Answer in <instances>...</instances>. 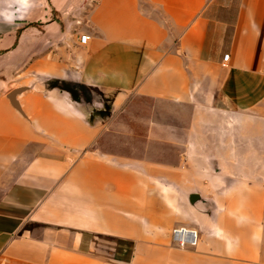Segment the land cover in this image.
<instances>
[{
  "label": "crops",
  "instance_id": "0c3cea01",
  "mask_svg": "<svg viewBox=\"0 0 264 264\" xmlns=\"http://www.w3.org/2000/svg\"><path fill=\"white\" fill-rule=\"evenodd\" d=\"M99 236L123 264H264V0H0V264H102Z\"/></svg>",
  "mask_w": 264,
  "mask_h": 264
},
{
  "label": "rangeland",
  "instance_id": "374dc122",
  "mask_svg": "<svg viewBox=\"0 0 264 264\" xmlns=\"http://www.w3.org/2000/svg\"><path fill=\"white\" fill-rule=\"evenodd\" d=\"M81 94V92H80ZM89 95V92L87 91V93L85 92V95ZM82 95V94H81ZM169 206L167 207V213H164V216L162 217V226L165 231H167V235L170 239V232L171 229L173 227H175L176 225H174L173 223H171V221H169V217H170V212H169ZM129 218L130 221V225L132 228H138V229H156L155 226V222H153L147 215L145 214H138V213H129L126 215ZM133 241L135 242H139L140 238H132ZM109 252V253H108ZM95 256L98 257L99 261L102 264H106L107 262H112L114 261L115 264H123V260H126L128 262V259H124L123 258V254H114L113 257V253L112 250L110 249V247H107V243H106V239L102 238L101 236H99V248H98V253L95 254ZM131 256V255H130ZM127 258L129 257V255L126 256ZM114 259V260H113Z\"/></svg>",
  "mask_w": 264,
  "mask_h": 264
},
{
  "label": "built area",
  "instance_id": "2783aa9c",
  "mask_svg": "<svg viewBox=\"0 0 264 264\" xmlns=\"http://www.w3.org/2000/svg\"><path fill=\"white\" fill-rule=\"evenodd\" d=\"M89 39L87 34H81L78 36V40L80 43L84 44ZM228 54H224L222 59L223 61H227ZM170 237L172 242L178 248H185L187 246L194 247L198 243L199 235L196 229L186 227V226H175L171 229Z\"/></svg>",
  "mask_w": 264,
  "mask_h": 264
},
{
  "label": "trees",
  "instance_id": "16d2710c",
  "mask_svg": "<svg viewBox=\"0 0 264 264\" xmlns=\"http://www.w3.org/2000/svg\"><path fill=\"white\" fill-rule=\"evenodd\" d=\"M54 84H56V86H60L64 89H67L70 92V94L74 100H79L80 97H82L86 100L89 99V95L88 94L85 95V92L87 93V91L80 86L72 85L70 83L58 82V81H54ZM80 92L82 95L80 94Z\"/></svg>",
  "mask_w": 264,
  "mask_h": 264
},
{
  "label": "water",
  "instance_id": "95a60500",
  "mask_svg": "<svg viewBox=\"0 0 264 264\" xmlns=\"http://www.w3.org/2000/svg\"><path fill=\"white\" fill-rule=\"evenodd\" d=\"M19 91H20V89H15V90H13V91L8 95V97H9L11 103H13V105H15L14 95H15L16 93H18ZM198 198H199V196H198L196 193H192V194L189 196L188 200H189V202H190L191 204H193L194 202H196V201L198 200Z\"/></svg>",
  "mask_w": 264,
  "mask_h": 264
}]
</instances>
